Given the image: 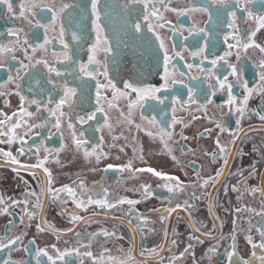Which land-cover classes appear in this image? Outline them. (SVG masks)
I'll return each instance as SVG.
<instances>
[{"label": "snow or ice", "instance_id": "obj_1", "mask_svg": "<svg viewBox=\"0 0 264 264\" xmlns=\"http://www.w3.org/2000/svg\"><path fill=\"white\" fill-rule=\"evenodd\" d=\"M171 0H119L118 5H105L104 17L107 18V8L118 7L123 12L131 14L133 11L132 6L143 5L142 21L140 17L134 24L131 25L136 33L142 31L143 24L147 25L148 31L155 36L159 41V47L164 52V75L161 76L163 83L159 87L152 85L140 86L133 82L131 79H124L122 81V87H118L113 79L109 78L108 68L105 65L103 71L100 70V61L96 58L97 53L103 51L107 55L111 49L108 47H101V43L107 44L108 41L104 38L105 26L102 19L101 0H89L84 6V12L90 11L91 28L96 34L95 42L88 48L87 63L76 62L79 64V75L77 79L82 76L90 77L96 81L95 92V105L94 110L86 113L85 115H77L73 119V110L76 104L75 98L77 97V88L71 87L68 84L67 79L61 82V78L65 75L62 73L56 64L69 62L73 63V57L69 54V44L64 42V28L60 29V43L63 45L64 51L61 54L63 59L59 57L55 62L50 64L46 59L36 60L35 64L31 62L32 58L26 55V59L29 60L28 64L20 63V67L16 70L17 75H9L4 84H0V89H4L5 84L15 85V95L19 97V105L17 109L11 114H8L0 110V145H6L7 150L4 147H0V167L9 168L16 178L25 185L24 191L20 198L8 197L5 199L3 195H0V215L11 216V209L23 206L22 215L20 217V224H24L25 218L28 221H32L34 218H38L43 215L45 205L51 201L53 204H67L69 200L74 205L76 210H82L88 213L87 216H82L73 212L70 214L69 223L77 225L79 223L89 224L96 222L98 217L103 216L105 220L111 219L118 222L121 225L127 226L128 230L132 233L130 238L131 243L128 249L118 247L117 251L120 255H113L112 250L103 247L108 243H115L118 240H123L125 237L123 234L117 235V229L114 226L112 230L107 228H100L97 231H93L85 234V238L81 239V232L75 231L74 227H70L63 231V233L57 231L51 225L45 223H37L36 229L39 232H44L48 229L56 235L57 240L61 235H67L72 233L77 237L74 247L61 248L57 243H53L48 247H37L34 255H31V260L34 264H43L42 258H47V264H68L67 257L75 255L80 259V264H84L83 258H88L92 261V264H147L148 260L156 261L157 264H178V261H182L188 256H191V264H201L197 260L195 255V246L197 244H204L206 241H214L209 243V247L205 250L202 259L206 258L211 261L212 257L220 252V242L222 240H231V243L224 249L225 264H264V180H262L259 186H250L247 181L254 174V167L248 170V176L245 177L244 169H237L236 172H229L228 165L229 160L233 155L237 154L236 144L239 137L242 135V119L246 115H255L258 117L262 124L261 131H264V111L249 110L247 108L250 98L254 94H259L264 97V45L255 43L254 37L256 33L264 29V14H254L249 5L252 0H212L213 4L219 5L222 8H231V11H227V27L231 30L224 36V41L227 44L228 51L223 56H216L209 60L211 68H202L203 60L201 64H187L186 67L192 69L193 67L200 70L201 73L206 75L208 80V88L211 90L210 94L206 96L204 103H198L197 99L193 95V89L188 88L187 100H183L177 96L171 98L172 117L171 121H160L156 116L148 117L140 113V123L136 122L135 112L137 108H143V101L146 99L156 100L158 103H164V97H160L157 93H160L164 89L170 87L169 83V64L170 57L168 55V49L165 47L163 38L156 31L157 29L165 28V25L170 23L163 15L164 12L172 11L178 15H185L189 11H202L207 12V8L197 9L195 7H181L180 9L169 7ZM40 6L37 0H19L18 10L14 5L13 0H0V9L5 10V16L10 19L20 20L23 23H27L31 26L30 16H34V9ZM70 6L67 3H61L59 11L63 12ZM237 9L244 13L245 23L251 21L254 24V28H249L247 39H242L240 29L237 27V21L239 19ZM51 10V9H50ZM57 19V13L53 11L52 23L54 24ZM46 27V26H45ZM198 31H204L198 29ZM24 32L22 27H11L6 30V33L0 32V36L5 34L9 38L7 43L0 42V68L5 67V60L3 53H9L11 59L15 60V51L27 44L26 39H22L21 33ZM191 34V33H190ZM72 40L76 41L80 39V36L76 33H72ZM231 38L236 43L228 44V40ZM50 41L47 36L44 38V43L39 45L40 48H44ZM258 49L261 54V58L255 63L257 68L256 76L258 80L255 85L249 86L248 82L242 80V69L237 64H228L225 57L232 55V49H235L236 59L240 61L241 53L247 52L248 49ZM35 51V49H34ZM175 55H180L179 52H175ZM53 55H56L55 53ZM192 57L203 56L204 60H208V56L205 55V48L200 47L197 51L189 53ZM222 62V63H221ZM223 64H227L230 71L227 75H223L221 78L216 74V69L222 67ZM37 65H43L46 69L45 83H41L40 80L34 81V86L39 87V96L33 94L28 96L23 93L20 86L19 72L21 70L27 71L34 68ZM89 65H96L94 71L89 70ZM70 75L71 73H67ZM183 76L184 73H181ZM103 77L104 83H101L100 78ZM230 77L232 79H230ZM195 78V77H193ZM172 84L183 83V81H177L173 79ZM50 86V89L48 88ZM187 87V85H185ZM235 87L242 89V96L237 97L233 94ZM47 89V99L44 98L45 91ZM111 90V98L107 94V90ZM33 89L30 87L29 92ZM226 92L227 99L223 104L215 105L219 109L220 119L216 117H208L217 130L216 137L214 139V148L211 153H205L210 155L213 161H220L221 166L215 171L214 174L203 178L200 176L199 169L195 172V178L189 183H185L179 176L163 171L160 168L152 166L145 160L144 145L142 138L138 135L133 136V156L126 162L120 164L107 163L104 166V170L115 168L119 172L129 173L130 179H137L138 174H149L150 178H155L157 181L156 187L163 189L168 195L165 197L166 206L159 208H152L149 211L158 215V221L162 226L163 243L154 244L152 247H142L137 257L135 253L136 235L137 229L143 239H146L148 235H158L159 233L151 225L156 223L152 221L148 215L141 213L135 207L142 202L154 196L152 184L148 181L140 183L137 187L124 189L126 192H132L139 195V198L133 199L127 196H120L114 189H110L109 186L101 183L99 190H97L96 183L93 182L92 187H89L86 180L82 177H78L72 180L71 183H62L57 186L56 179L53 175L52 169L48 166L49 161H53L59 165L62 169L64 165L59 159V154L62 152L66 145L62 142L59 148H48L45 146L44 141H41L39 145H30L29 141L32 136H39L40 133L37 129H43L49 125L56 129L57 132H61L62 124L67 123V127L71 130L72 145L76 150V155L82 157L83 160L88 162L89 171L96 172L99 170L98 166L105 160L110 158V152L105 151V147L108 149L115 148V143L105 145V136L102 134L99 137L98 142L89 143L87 139H84L85 133L78 131L76 124H88L90 121H95L97 114H103V123L96 125V131L102 133L104 129H108L111 133L112 125L109 123V117L106 109H113L119 107L114 101L124 100L126 101L125 112L123 109L120 111V115L123 118L124 123L131 130L134 128L137 133H144L153 144L156 146L153 154L166 156L174 163H179L178 157L175 155L172 144L176 143L174 126L177 124L185 125L186 122L183 119H178L175 115L179 105L182 110H190L189 106H195L196 111H204L207 114L210 106L213 105L212 97L216 95V92ZM54 92H58L59 99H56L53 95ZM13 93L11 91H0V96H9ZM7 101L5 104L7 105ZM34 107V110H31ZM226 109V111H225ZM47 113V116L43 114ZM235 116L234 121L236 129L227 126L223 122L225 116ZM67 118V119H65ZM198 117L192 116V120H196ZM146 122V123H145ZM213 131L211 128L204 129L203 134H210ZM227 134L228 139H224L223 135ZM61 136L63 133L61 132ZM181 140H187L188 137L179 133ZM120 139L119 136H112V140L116 141ZM127 139V137H125ZM13 146L15 150L13 151ZM27 148V151L25 150ZM41 150L43 155H41ZM124 146L119 147L120 152H124ZM256 149H254L255 151ZM181 153L185 151L191 152L192 149L187 148L185 145H181ZM242 155V153H241ZM25 156H35V162L22 161L20 158ZM119 160L120 157L115 158ZM139 162L140 166H137ZM21 172L32 177L35 181L39 192L31 187L29 180L25 179ZM237 177L235 184H224V195H228L229 191L237 194V202L239 206L231 209H225L230 215L235 213L232 219V230L227 236L223 234V221L221 217L216 213L215 209L222 208L223 205L219 204V195L214 201L212 193L209 188L215 189L221 184L225 174ZM117 183H123V181H117ZM188 189H192L189 194ZM199 189V194L197 193ZM245 193H250L255 199L256 194L260 197L259 209L249 205H240L239 202L243 200ZM62 195L66 196V199H62ZM186 197L181 199V197ZM30 198H33L30 200ZM206 201L207 210L210 216L213 218L212 226L209 228L202 220H198L194 213L198 210V202ZM127 206V210L121 212L119 216H109L111 210L117 209L121 206ZM29 209H32L30 211ZM179 211L187 213L183 219L188 223L186 239L188 243L184 244L182 250H177L181 241L177 227L169 228L168 220L174 214ZM248 213L261 217V219L253 224L249 219L247 221L246 228H240L238 221L242 219V214ZM64 214H67L66 210ZM123 217H128L125 220ZM179 220L180 217L178 216ZM136 221L134 226L133 221ZM15 221L9 219L7 221L6 232L8 234L0 235V251H6L7 256L0 258V264H25L24 261L16 260L12 258V253L21 251L28 253L29 249L27 245L23 243V235H12ZM30 226V225H25ZM171 232V236L170 233ZM238 234H243V239L250 248V254L240 255L237 240ZM102 237V240L98 238ZM97 241L101 244L102 248L99 253H94L91 248L93 242ZM35 243V241H31ZM69 241L65 240V244ZM83 249V251H81ZM165 249H167L169 255L165 256ZM258 250L260 254H258Z\"/></svg>", "mask_w": 264, "mask_h": 264}, {"label": "flooded vegetation", "instance_id": "obj_2", "mask_svg": "<svg viewBox=\"0 0 264 264\" xmlns=\"http://www.w3.org/2000/svg\"><path fill=\"white\" fill-rule=\"evenodd\" d=\"M89 0H37L40 5L34 9L35 15L30 16L31 26L27 23H23L20 20L10 19L5 16V10L0 9V32L6 33V30L11 27H22L24 32L21 33L22 39L28 41L27 44H23L21 48L15 51V60L11 59L9 53H3L5 60V67L0 68V84H4L11 74L17 75V69L20 67V63L28 64L29 60L26 59V55L31 57V62L35 64L36 60L46 59L50 64L55 62L59 57L63 59L62 53L64 51L63 45L60 43V29L64 28V42L69 44V54L73 57V63L64 62L56 64L55 66L65 75L61 78V82L67 79L69 86L77 88V97L75 98L76 104L73 110V119L77 115H85L86 113L94 110L95 105V92H96V81L90 77L82 76L77 79L79 75V64L76 62L87 63L88 48L92 43L95 42L96 34L92 31L90 11L84 12V6ZM14 5H19V0H13ZM61 3H67L70 7L65 9L63 12L59 11ZM119 0H101L102 8V19L104 20L105 34L104 38L107 39L108 43L105 45L101 43V47H108L111 51L105 55L103 51L97 53L96 58L100 61V70L103 71L104 66L108 68L109 78L113 79V82L118 87H122V81L124 79H131L133 82L140 86L152 85L159 87L163 80L161 76L164 75V52L159 47V41L156 40L155 36L148 31L147 25L143 24L142 31L136 33L134 28L131 27L137 20V17L141 18L143 5L132 6L133 11L131 14L123 12L118 7L107 8V18L104 17V6L105 5H118ZM195 7L197 9L207 8V12L202 11H189L185 15H178L176 12L168 11L164 12L166 20L170 23L165 25L163 29H157L158 34L163 38L165 47L168 49V55L170 57L169 64V83L168 89L162 90L157 93L158 96L164 97V103L160 104L156 100L146 99L143 101V108H137L135 112V119L137 123L139 120L140 113L148 117L156 116L160 121H171L173 115L171 108L172 96H177L183 100H187L188 88L193 89V95L197 99L198 103H204L206 96L210 94L211 90L208 88V80L206 75L201 73L199 69L193 67L189 69L186 67L187 64H201L202 68H211L209 60L216 56H223L228 51L227 44L224 41V36L231 31L227 27V11H231V8H222L219 5L213 4L212 0H171L169 7L180 9L181 7ZM250 10L254 14H264V0H252L249 5ZM51 9V10H50ZM53 11L57 13L56 22L52 23ZM238 21L237 27L240 29L242 39L246 40L249 28H254V24L251 21L245 23L244 13L237 9ZM46 26V27H45ZM203 29L204 31H198ZM76 32L80 39L73 41L72 33ZM191 33V34H190ZM45 36L48 37L50 43L45 45L44 48H40L39 45L44 43ZM8 37L5 34L0 36V42L7 43ZM255 43L264 45V29L256 33L254 37ZM228 44H235L236 42L229 38ZM200 47L205 48V55L208 56V60H204L203 56L192 57L189 55L190 52L197 51ZM35 49V51H34ZM175 52H179L180 55H175ZM56 55H53V54ZM261 58V54L258 49L250 48L247 52L241 53L240 61L236 59L235 49H232V55L225 57L228 64H237L242 69V80L248 82L249 86L256 84L258 77L256 76L257 68L255 63ZM222 63V62H221ZM96 65H89V70L94 71ZM216 74L223 78V75H227L230 69L227 64H223L222 67L214 70ZM46 69L43 65H37L34 68L28 69L27 71L21 70L20 86L24 94L32 96L33 94L39 96V87L34 86V81L40 80L41 83H45ZM67 73H71L68 75ZM181 73H184L182 76ZM195 77V78H193ZM175 79L177 81H183V83L172 84L171 81ZM230 79H232L230 77ZM101 83H104L103 77L100 78ZM187 85V87H185ZM33 91L29 92V88ZM50 89V86H48ZM15 85L5 84L4 89L0 91H11L13 94L9 96H0V110L11 114L15 111L19 105V97L15 93ZM111 98V90H107L106 93ZM233 94L237 97L242 96V89L235 87ZM53 95L56 99H59L58 92H54ZM44 98L47 99V89L45 91ZM213 105L209 107L207 114L204 111H196L195 106H189L190 110H182L179 105L176 106L177 111L175 115L178 119H183L186 124H177L174 126L176 133V143L172 144L175 155L178 157L179 163H174L166 156L154 155L153 152L156 146L153 142L144 135V133H137L134 128L131 130L124 123L123 118L120 115L121 109L125 112L126 101L118 100L114 103L118 104L119 107L113 109H106L109 123L112 125L111 133L108 129H104L102 133L96 131V125L103 123V114H97L95 121H90L88 124H76L78 131L85 133L84 139H87L89 143H96L99 140L100 135L105 136V145L115 143L117 147L108 149L105 147V151L110 152V158L103 161L99 166V170L96 172L89 171L90 165L88 162L83 160L82 157L76 155V150L72 145L71 130L68 129L67 123L62 124L61 132H57L56 129L50 125L43 129H37L40 133L39 136L33 135L29 141L30 145H39L41 141L48 148H59L63 142L66 148L60 152L59 159L64 167L61 169L59 165L53 161L48 162V166L52 169L53 175L56 179L57 186L62 183H71L72 180L82 177L86 180L89 187H92L93 182H97V190H99L100 184L103 183L118 192L120 196H127L129 198L137 199L139 195L132 192H126L124 189L137 187L140 183L148 181L152 184L154 196L145 202H142L135 207L141 213L148 215L152 221L156 223L151 226L157 230L158 235H148L146 239H143L137 229L136 244H135V255L139 257V253L142 247H152L154 244L163 243L162 226L158 221V215L151 213L149 210L152 208H159L166 206L165 197L168 195L163 189L157 188V181L155 178H150L149 174H138L137 179H130L129 173L119 172L115 168L104 170V166L107 163L120 164L126 162L133 156V136H140L144 145L145 160L148 164L160 168L163 171L175 174L180 177L185 183L191 182L195 178V172L199 169L200 176L207 178L212 175L221 166L220 161H213L210 155L205 153H211L214 148V139L217 134L214 123L208 119V117H216L220 119L219 109L215 105L223 104L227 99L226 92L217 91L216 95L212 97ZM7 101V105L5 104ZM249 110L264 111V97L259 94H254L247 105ZM34 110V107L31 109ZM226 111V109H225ZM47 116V113L43 114ZM198 117L196 120H192V116ZM67 119V118H65ZM235 116L223 117V122L236 129ZM146 123V122H145ZM262 124L258 117L255 115H246L242 119V130L243 133L239 137L238 143L236 144L237 154L233 155L229 160L228 171L236 172L237 169H244L245 177L248 176V170L254 167L255 171L253 176L248 179L247 183L250 186H259L264 180V131H261ZM211 128L213 131L210 134H203L204 129ZM183 132L188 137L187 140H181L179 133ZM112 136H119L120 139L113 141ZM127 137V139H125ZM224 139H228V135H223ZM181 145H185L187 148L192 149L191 152L185 151L181 153ZM124 146V152L119 151V147ZM7 150L6 145H0ZM16 146H13V151ZM254 149H256L254 151ZM27 151V148L25 149ZM242 153V155H241ZM41 155L43 151L41 150ZM119 156L120 159L115 158ZM22 161L35 162V156H25L20 158ZM137 166H140L137 162ZM25 179L29 180L31 187L39 192L35 181L32 177L21 172ZM237 177L225 174L220 185L215 189L209 188L212 193V198L215 201L217 195H219V204L223 205L222 208L215 209L216 213L221 217L223 221V234L227 236L232 230V219L235 213L231 215L225 211V209L235 208L238 205L237 194L229 191L228 195H224L223 185L224 184H235ZM117 181H123V183H117ZM25 185L21 183L14 174L7 167H0V195H3L5 199L8 197L20 198L23 193ZM192 189H188L190 194ZM199 194V189H197ZM186 197H181L184 199ZM33 198H30V200ZM62 199H66V196L62 195ZM259 209L260 197L256 194L253 199L252 194L245 193L240 205H249ZM22 205L11 209L12 215H0V235L8 234L6 232L7 221L13 219L15 226L13 227L12 235H23V243L27 245L29 252L23 251L13 252L12 258L20 261H24L25 264H34L31 260V255H34L37 247H48L53 243H57L62 249L65 247H74L75 237L74 234L68 233L67 235H61L60 239L57 240L56 235L48 229L44 232H39L36 229L37 223H47L54 227L57 231L63 233L64 230L74 227L75 231L81 232V239L85 238L86 233L97 231L100 228H107L112 230L115 226L117 229V235L123 234L125 239L118 240L115 243H108L103 245L112 250L113 255H120L117 251L118 247L128 249L131 243L132 233L128 230L126 224L121 225L111 219L105 220L103 216L98 217L96 222L89 224L79 223L73 225L69 223L70 214L75 212L76 214L87 216L88 213L82 210H76L74 205L69 202L67 204H53L49 201L44 208L43 215L38 218H34L32 221H28L27 218L24 220V224H20V217L22 215ZM198 210L194 213L198 220H202L210 228L212 226L213 218L209 215L207 210L206 201L198 202ZM32 211V209H29ZM67 214H64V212ZM127 210V206H121L117 209L111 210L108 214L112 216H119L121 212ZM187 215L184 211H179L174 214L168 220L169 228L177 227L180 236V245L177 250H182L184 244L188 243L186 239L188 223L183 219ZM180 217L178 220L177 217ZM127 220L128 217H123ZM251 220L253 224H256L261 217L255 216L248 213L242 214V219L238 221L240 228L247 227V221ZM136 221H133L134 226ZM30 225V226H25ZM171 236V232L169 233ZM100 237L98 240H102ZM35 243H31V241ZM65 240L69 241L65 244ZM209 243L214 241H206L204 244H197L195 246V255L197 260L201 264H225L224 249L231 243V240H222L220 242V252L212 257L211 261L204 258L202 259L205 250L209 247ZM237 247L240 255L250 254V248L246 246L243 234H238ZM101 244L97 241L93 242L91 250L94 253L101 251ZM83 251V249H81ZM258 254H260L258 250ZM6 251H0V258L7 256ZM169 255L167 249H165V256ZM68 264H80V259L76 258L75 255L67 257ZM84 264H92V261L88 258H83ZM191 256L186 257L182 261H178V264H191ZM43 264H47V258H42ZM147 264H157L156 261L148 260Z\"/></svg>", "mask_w": 264, "mask_h": 264}]
</instances>
